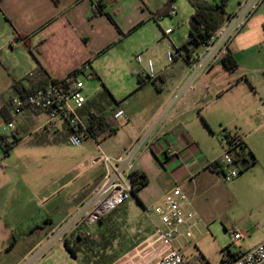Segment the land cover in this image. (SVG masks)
Listing matches in <instances>:
<instances>
[{
	"label": "crops",
	"instance_id": "1",
	"mask_svg": "<svg viewBox=\"0 0 264 264\" xmlns=\"http://www.w3.org/2000/svg\"><path fill=\"white\" fill-rule=\"evenodd\" d=\"M238 1L239 8L227 10L230 16L224 26L250 3L253 2L250 8L256 2L263 4L260 0ZM99 2L105 12L98 11ZM175 2L169 6L168 0H0V254L11 253L21 237L38 233L13 264H22L29 257L30 262L34 261L40 254L34 252L47 239L49 243L58 240L65 246L64 241L70 240L68 233L79 230L74 232L77 237L83 232L86 224L82 216L91 210L89 204L104 172L101 164L92 163L96 146L92 141L87 142L85 147L95 146V152L87 156L90 167L75 176L87 174L82 186H87L86 192L80 197L64 198L69 204L63 211L57 203L56 218L51 211H40L71 182L53 178L45 182L43 171L38 169V154L43 152L44 156L50 146L67 142L68 126L59 122L54 129H47L46 113L29 107L15 113L10 104L14 85L20 82L24 87L35 88L44 83L46 74L63 80L73 76L84 63L89 67L79 77L89 75L103 85L94 97L87 94L88 107H94L99 117L113 125L123 120L114 118L115 111L121 108L128 115L123 122L131 135L112 155L137 147L136 169L149 177L138 192L137 213H145L147 206L160 201L174 185H180L187 195L185 207L195 208L200 216L197 223L210 225L221 221L230 234L233 230L243 232V239L252 231H261L253 244L244 247L241 241V247L233 245L236 254L264 239V76L255 80L245 74L236 80L231 73L243 68L239 60L242 51L247 56L264 59L260 19L254 17L258 11L253 8L242 18L241 28L235 33L239 35L232 36L228 44L238 61L236 69L226 68L220 61V51L214 50L212 44L206 45L208 49L198 56L191 49L181 54L183 61L174 58L170 62L176 61L168 64L165 48L176 46L177 38L174 29L166 33L172 28L165 27L169 22L165 16L172 17ZM143 32L148 37L144 39L147 42L140 41L142 50L149 49L152 43L159 45L147 56L153 60L155 82L152 78L146 81L139 78V75L146 77L149 70L146 61L138 62L135 55V34ZM116 46L121 49L116 51ZM114 53L122 59L128 82L120 92L112 90L113 94L107 85L111 87L114 80L106 70L100 72L98 62ZM258 69L264 71V66ZM38 70L43 74L24 79L31 71ZM241 93L243 97L239 96ZM112 99L116 105L109 104ZM7 121H12L14 127H6ZM116 126L115 132L95 135L99 143L102 138L117 135L120 129ZM223 129L241 135L256 156L254 164L226 184L211 168L212 162L222 155L224 145L218 135ZM6 143L11 144L9 151L5 150ZM226 193L232 213L228 219L224 216ZM36 214L41 219L31 220ZM104 220L100 221L101 228ZM18 228H23L22 235L13 236ZM177 244L182 250V241ZM224 260L221 264L226 263L227 255Z\"/></svg>",
	"mask_w": 264,
	"mask_h": 264
},
{
	"label": "rangeland",
	"instance_id": "2",
	"mask_svg": "<svg viewBox=\"0 0 264 264\" xmlns=\"http://www.w3.org/2000/svg\"><path fill=\"white\" fill-rule=\"evenodd\" d=\"M249 1L250 0H247L245 3H248ZM176 2L175 8L177 10V14H173L172 17L165 16V18L169 21L165 27H171L172 30H175L177 42L176 46L172 44L169 48H165V54H167L168 51H172L177 57H175L176 60L180 59L183 61L181 54L187 52V49H185L183 44L188 36L189 19L193 9L189 0H179L177 3ZM239 4L238 0H229L227 10L232 12L234 9L239 8ZM253 8H256V11H258L254 17L258 20L260 19V27L263 37L262 41L264 43V4L258 5L256 2ZM226 24L227 23H225V26ZM226 28L228 27L226 26ZM145 32L141 35L135 34V55L141 54L147 63L149 51L154 47L159 48V45L152 43L149 46V49L144 48L142 50L140 48V44H142L140 41L142 39L144 42H147L144 39L148 37ZM232 35L233 38H235L239 34H235L234 32ZM232 46H234V43ZM116 47V51L121 49L120 46ZM191 49L195 50L193 55L198 56L199 53L205 52L208 47L205 44H199L194 45ZM247 55V52L244 51L239 53V60L242 62L241 64H243V68L241 70H235L231 73L235 75L236 80L244 78L245 74L253 76L255 80H262L264 71L258 69V67L264 66V59L262 58V60L255 55ZM167 59L168 57L166 58V62L168 64H173L176 61L168 62ZM121 63L122 59L117 56V53L108 54L106 57L101 58L98 62L100 72L103 73L106 70V74L110 75L114 80L113 83H111V87L106 84L107 87L111 91L114 90V92L117 93L120 92L123 84L128 82V78L124 74L125 71ZM82 78L86 83L85 92L90 97H94L98 93V88L103 86L101 81H99L98 78H92L91 76L84 74L82 75ZM106 95V97H108V94ZM239 96L243 97L244 94L241 93ZM111 103H114L115 105L117 104L114 99L109 102V104ZM132 103L135 105V98H133ZM116 125L118 126V129H120L117 135L100 139L102 149L111 155L116 152L120 144L122 142H126L131 135L130 131L127 129L126 123L123 122V120H120L117 123L115 122L113 126ZM219 136L220 135H218V137ZM218 143L220 144V140H218ZM94 144H87L86 147L85 145L76 147L63 141L50 146V150H47L44 156L43 152L38 154V169L43 171L45 177H42L45 182L51 178L58 179L59 182H63L68 179L71 180L70 184L64 189H61L57 194L53 195L50 200L44 204V207L40 209V211H51L54 214L53 216L56 218L59 211H55V205L57 203L60 204V210L63 211V209L66 208L64 206L69 204V200L63 201L64 198L69 195H72L73 198L80 197L86 192L87 186H82L87 179V174L78 175L77 177L75 176L80 170L88 166L90 167V159H88L87 156L89 153L95 152L96 145L94 146ZM224 152L225 149L223 147L221 154L223 155ZM234 179L235 178L230 181H233ZM222 181L225 182V184L229 182L224 181L223 179ZM225 199L226 203L224 216L228 219L232 217V213L229 211L231 206L229 204V197L227 193ZM138 204V199L132 195L125 203L103 217L105 219L103 228L100 227V222L92 225L93 228L87 227L81 223L85 227L83 231L88 232L89 230L91 233L88 234L90 236L88 240L83 239L82 242L77 243L79 248L78 257H72L66 247L58 240L49 243V240L47 239L34 252V255L36 253H40L39 256L32 262H30L29 257V259L24 261L22 264H131L126 256V251L130 246L135 245L136 242L138 243V241L142 240L144 236L151 233V230L153 229L148 216H146L144 212H136V210L139 209ZM191 209L195 210L193 207ZM40 219L41 218L38 217V214H36L31 220L39 221ZM22 230L23 228H18L13 233V236L20 237L22 235ZM76 231L68 233L67 236L72 244H76V233H74ZM192 231L193 236L190 237L189 241L184 238H180V242L182 241L183 252L192 258L204 257L206 264H221L224 257L228 254L225 247L228 244L233 243L231 234L226 229L225 225L221 221L210 225H207L205 222H199L193 226ZM260 235L261 231H252L251 235L246 236L242 240L243 246L247 247L253 244L260 237ZM37 237L38 233L28 234L25 238L21 237L18 245L11 253L8 254L7 252H3L0 254V264H13L14 261L25 252L31 240H34ZM233 245L234 244L231 245V250L235 249Z\"/></svg>",
	"mask_w": 264,
	"mask_h": 264
},
{
	"label": "built area",
	"instance_id": "3",
	"mask_svg": "<svg viewBox=\"0 0 264 264\" xmlns=\"http://www.w3.org/2000/svg\"><path fill=\"white\" fill-rule=\"evenodd\" d=\"M260 2L264 4V0ZM252 3L236 19L228 21L226 24L228 28L223 25L224 27L222 26L211 37L209 44L214 46V50L220 51L221 54L228 46L232 34L241 28L242 18L252 9L250 8ZM171 13L175 14L176 10L173 9ZM172 31L169 28L166 33ZM167 57L172 61L175 55L172 51H168ZM136 60L142 62L144 58L141 54H137ZM147 66L149 70L146 74L152 76L154 67L151 58L147 59ZM88 67L87 63L82 64L73 76L63 80L46 74L44 83L27 95H22L18 89H15L13 103L15 113L22 112L25 107L46 113L47 129H54L59 122L66 123L67 142L73 146L81 147L89 141L95 143L97 153L93 156L92 163L101 164L104 172L89 204L91 210L82 216L83 223L92 228V225L100 222L106 214L118 208L133 195L132 173L136 170L137 147H130L116 156L102 149L91 130V124L99 117V113L94 107H88L86 83L79 77ZM113 116L124 121L128 117L126 111L121 108L115 111ZM5 126L13 128L14 123L7 121ZM232 134L224 129L220 132L225 152L219 157L222 162L219 176L227 182L236 178L243 166L228 151ZM186 201L187 195L182 187L174 185L164 193L160 201L145 208V213L153 223V230L126 252L131 264H206L204 257L194 259L187 257L177 244L180 238L189 241L193 236L192 228L200 219L195 210L185 207ZM86 233L88 235L91 231L88 230ZM231 237L232 244L241 247L244 233L233 230ZM225 264H264V239L235 256L227 254Z\"/></svg>",
	"mask_w": 264,
	"mask_h": 264
},
{
	"label": "trees",
	"instance_id": "4",
	"mask_svg": "<svg viewBox=\"0 0 264 264\" xmlns=\"http://www.w3.org/2000/svg\"><path fill=\"white\" fill-rule=\"evenodd\" d=\"M175 0H168V5L172 6ZM191 4L194 7V11L192 12L190 19H189V31L186 41L184 42L183 46L187 51L191 50V48L194 45L199 44H209V40L211 37L223 26L224 21L228 16H230L227 13V3L228 0H219L216 2H208L206 0H189ZM104 5L99 2L97 5L98 11L105 12L104 11ZM108 15H110L108 12H106ZM220 61L228 68L229 70H234L238 67V61L235 57V53L233 50L227 46L220 54ZM76 73V72H75ZM43 72L40 70L38 71H31L28 73L24 79L32 78L36 75H41ZM140 80L146 81L147 79H151L152 76L146 75V77H143L139 75ZM152 80L155 82V79L152 78ZM15 89H18L22 95H27L30 92H32L35 88H27L22 85H20V82L15 83ZM41 86V85H40ZM105 93L109 94V91L107 88L105 89ZM13 104V97L10 100V104ZM3 113H4V107H3ZM4 115V114H3ZM5 116V115H4ZM6 120H9L8 117H5ZM113 124L109 121H106L102 116L95 119L91 124V130L95 135H99L100 133H103L104 131H110L115 132L116 129L112 127ZM227 132L233 133L232 138L229 142L230 147L228 151L233 154V157L237 162H241L243 164L242 170L245 168L251 166L256 162V156L255 154L248 148L246 143L243 141L241 135H239L237 132H231L226 129H224ZM221 140V139H220ZM11 148L10 143L5 144V150L9 151ZM220 165H222V162L220 159H216L212 162L211 168H213L218 174L221 172ZM132 179L134 184L133 189V195L140 201V198L138 196L139 190L145 186L148 181L149 177L147 174L139 169H136L132 173ZM117 209V208H116ZM101 220H104L102 218ZM86 231L78 233L75 241L76 244H71L70 240L66 239L64 241L65 247L70 253L72 257H78L79 254V248L77 246V243L82 242L83 239L88 240L90 238L89 235H86ZM104 234V232H103ZM226 250L228 251V254L231 256H235L236 252H233L231 250V244H228L226 247ZM225 260L223 259L222 262Z\"/></svg>",
	"mask_w": 264,
	"mask_h": 264
}]
</instances>
